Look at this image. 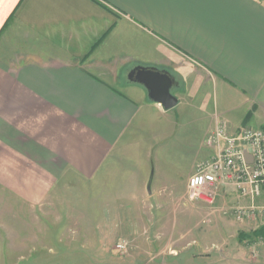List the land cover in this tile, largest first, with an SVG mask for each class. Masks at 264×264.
<instances>
[{
    "label": "crops",
    "instance_id": "1",
    "mask_svg": "<svg viewBox=\"0 0 264 264\" xmlns=\"http://www.w3.org/2000/svg\"><path fill=\"white\" fill-rule=\"evenodd\" d=\"M138 65L179 73L193 87L209 81L218 105L210 120L264 128V0H0V186L22 215L72 199L65 185L113 166L124 136L154 106L127 78ZM145 198L163 208L173 195ZM228 243L239 253L224 254ZM257 243L222 237L214 246L223 251L199 264H264Z\"/></svg>",
    "mask_w": 264,
    "mask_h": 264
},
{
    "label": "rangeland",
    "instance_id": "2",
    "mask_svg": "<svg viewBox=\"0 0 264 264\" xmlns=\"http://www.w3.org/2000/svg\"><path fill=\"white\" fill-rule=\"evenodd\" d=\"M173 74L170 91L178 103L164 109L152 102L124 136L107 173L64 186L72 199L46 201L31 211L37 215H22L17 197L0 186V264H199L223 251V246H214L222 237L258 241L253 231L264 226V214L235 219L229 210L239 201L234 191L221 193L229 200L217 196L211 204L187 196V179L196 162L211 152L204 139L216 122L210 116L217 104L211 101L209 81L193 87L194 81ZM199 84L203 99H210L205 104L198 101L201 93H195ZM153 190L167 191L173 198L166 207L161 208L160 199L149 206L145 196ZM256 202L264 206V186ZM193 239L206 247H197ZM119 242L125 248H117ZM236 245L228 243L223 253H239Z\"/></svg>",
    "mask_w": 264,
    "mask_h": 264
},
{
    "label": "built area",
    "instance_id": "3",
    "mask_svg": "<svg viewBox=\"0 0 264 264\" xmlns=\"http://www.w3.org/2000/svg\"><path fill=\"white\" fill-rule=\"evenodd\" d=\"M204 144L211 152L196 162L187 179V196L211 204L221 193L232 190L240 201L229 209L235 219L264 214V206L256 202L264 186V128H233L227 119L217 118ZM257 238L264 243V233ZM117 248H125V243L119 242Z\"/></svg>",
    "mask_w": 264,
    "mask_h": 264
},
{
    "label": "water",
    "instance_id": "4",
    "mask_svg": "<svg viewBox=\"0 0 264 264\" xmlns=\"http://www.w3.org/2000/svg\"><path fill=\"white\" fill-rule=\"evenodd\" d=\"M127 78L142 85L148 98L164 109H170L178 103V98L170 91L175 80L168 72L138 65L128 72Z\"/></svg>",
    "mask_w": 264,
    "mask_h": 264
},
{
    "label": "trees",
    "instance_id": "5",
    "mask_svg": "<svg viewBox=\"0 0 264 264\" xmlns=\"http://www.w3.org/2000/svg\"><path fill=\"white\" fill-rule=\"evenodd\" d=\"M255 232L258 233V236H259L260 234L264 233V226H262V227H260L259 229L253 231V233H255ZM256 236H257V235H255V237H256Z\"/></svg>",
    "mask_w": 264,
    "mask_h": 264
}]
</instances>
